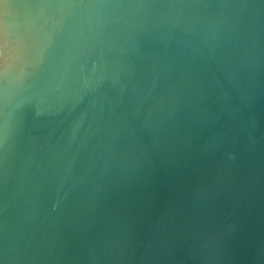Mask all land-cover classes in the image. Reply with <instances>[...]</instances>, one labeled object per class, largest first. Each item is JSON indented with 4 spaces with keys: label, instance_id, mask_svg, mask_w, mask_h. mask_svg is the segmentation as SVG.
<instances>
[{
    "label": "water",
    "instance_id": "obj_1",
    "mask_svg": "<svg viewBox=\"0 0 264 264\" xmlns=\"http://www.w3.org/2000/svg\"><path fill=\"white\" fill-rule=\"evenodd\" d=\"M0 264H264V0H0Z\"/></svg>",
    "mask_w": 264,
    "mask_h": 264
}]
</instances>
